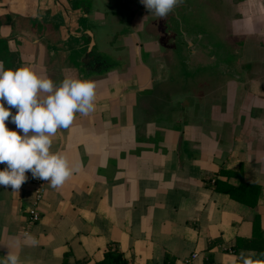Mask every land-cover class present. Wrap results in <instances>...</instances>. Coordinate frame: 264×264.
<instances>
[{
  "label": "crops",
  "instance_id": "obj_1",
  "mask_svg": "<svg viewBox=\"0 0 264 264\" xmlns=\"http://www.w3.org/2000/svg\"><path fill=\"white\" fill-rule=\"evenodd\" d=\"M86 1L0 0L6 69L29 66L57 85L66 77L97 85L96 110L77 113L51 137V150L77 171L60 187L44 180L37 224L26 220L35 187L0 185V259L9 252L21 264H93L111 246L130 264L166 257L233 264L236 238L250 237L256 217L264 230V58L247 62L241 77L214 76L224 85L215 91L178 95L164 87L169 74L144 40L140 5L121 0L126 8L116 12L105 10V0L90 8ZM234 10L242 17L231 28L261 38L252 45L264 48V0H238ZM108 13L126 30L120 39L133 54L126 70L92 53L107 33L105 22L93 29L90 20ZM87 53L98 64L83 65ZM25 232L39 244L26 243Z\"/></svg>",
  "mask_w": 264,
  "mask_h": 264
},
{
  "label": "clouds",
  "instance_id": "obj_2",
  "mask_svg": "<svg viewBox=\"0 0 264 264\" xmlns=\"http://www.w3.org/2000/svg\"><path fill=\"white\" fill-rule=\"evenodd\" d=\"M139 2L150 14L163 18L183 0ZM96 88L95 81L73 77L57 85L29 66L6 69L0 60V163L5 164L0 170V185L18 190L28 179L26 171L54 188L73 176L77 168L65 155L51 150V137L58 129L68 128L77 113L88 116L96 110ZM5 121L14 124L20 134L9 130ZM24 241L31 246L39 244L37 237L28 232L24 233ZM15 242L19 246V241ZM256 256L255 252H241L233 257V264H264V259ZM0 264H21V260L8 252Z\"/></svg>",
  "mask_w": 264,
  "mask_h": 264
},
{
  "label": "rangeland",
  "instance_id": "obj_3",
  "mask_svg": "<svg viewBox=\"0 0 264 264\" xmlns=\"http://www.w3.org/2000/svg\"><path fill=\"white\" fill-rule=\"evenodd\" d=\"M105 1V10L117 12L126 8L121 0ZM237 1L183 0L163 18L141 8L146 14L142 28L144 40L150 43L154 58L163 61L160 69L169 74L170 81L164 85L166 89L173 90L178 95L187 91L192 94L199 91L210 92L212 89L215 91L216 86L224 85L217 84L214 76L226 74L241 77L245 71L251 70L247 62L254 58H264V48L252 45L253 42L261 43V38L246 35L248 32L244 34L240 28L241 33L236 34L229 25L231 19L242 17L234 10ZM86 3L90 8L93 0ZM90 21L96 24L93 29H98L105 22L107 33L103 36L104 43L95 38L96 47L92 53L115 69H128L133 54L120 39V34L126 31L122 23L119 24L114 19L113 13H108L101 20L92 18ZM110 33L112 39H109ZM109 41L114 45L107 46Z\"/></svg>",
  "mask_w": 264,
  "mask_h": 264
},
{
  "label": "trees",
  "instance_id": "obj_4",
  "mask_svg": "<svg viewBox=\"0 0 264 264\" xmlns=\"http://www.w3.org/2000/svg\"><path fill=\"white\" fill-rule=\"evenodd\" d=\"M252 187L256 192L258 191L257 187L249 186L244 188ZM228 194L233 199L235 198L234 190L228 191ZM252 207L256 206V200L252 203ZM241 252H244L245 255L250 252H255L257 254L256 258L264 259V230L260 227L259 218H255L251 226V235L248 238H236L235 244L232 247V254L238 256ZM89 259H82L81 261L76 262L75 264H88ZM93 264H130L129 261L124 258L123 254L120 253L116 248L107 247L102 254V259ZM163 264H174V261L169 257H166Z\"/></svg>",
  "mask_w": 264,
  "mask_h": 264
},
{
  "label": "built area",
  "instance_id": "obj_5",
  "mask_svg": "<svg viewBox=\"0 0 264 264\" xmlns=\"http://www.w3.org/2000/svg\"><path fill=\"white\" fill-rule=\"evenodd\" d=\"M26 176L28 177V179L25 182L31 183L36 189L35 190V195H36L35 200L36 201L29 208L26 209L27 223L28 225H34V224H37L40 220V215L37 211V203L42 199V192L40 191V189L43 185L44 180L33 178L29 171H26Z\"/></svg>",
  "mask_w": 264,
  "mask_h": 264
},
{
  "label": "water",
  "instance_id": "obj_6",
  "mask_svg": "<svg viewBox=\"0 0 264 264\" xmlns=\"http://www.w3.org/2000/svg\"><path fill=\"white\" fill-rule=\"evenodd\" d=\"M81 63L83 65L98 64V62L95 60L94 56L90 53L85 54Z\"/></svg>",
  "mask_w": 264,
  "mask_h": 264
},
{
  "label": "flooded vegetation",
  "instance_id": "obj_7",
  "mask_svg": "<svg viewBox=\"0 0 264 264\" xmlns=\"http://www.w3.org/2000/svg\"><path fill=\"white\" fill-rule=\"evenodd\" d=\"M134 1H136L140 6H139V8L141 9H143V7H142V5H141V3L139 2V0H134ZM143 12V11H142Z\"/></svg>",
  "mask_w": 264,
  "mask_h": 264
}]
</instances>
